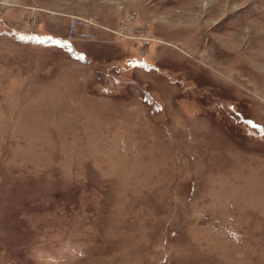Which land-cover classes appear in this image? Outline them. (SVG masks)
Returning <instances> with one entry per match:
<instances>
[{"label":"rangeland","instance_id":"374dc122","mask_svg":"<svg viewBox=\"0 0 264 264\" xmlns=\"http://www.w3.org/2000/svg\"><path fill=\"white\" fill-rule=\"evenodd\" d=\"M0 264H264V0H0Z\"/></svg>","mask_w":264,"mask_h":264}]
</instances>
